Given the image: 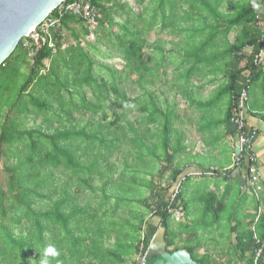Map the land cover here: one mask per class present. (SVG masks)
Returning <instances> with one entry per match:
<instances>
[{
    "label": "trees",
    "instance_id": "obj_1",
    "mask_svg": "<svg viewBox=\"0 0 264 264\" xmlns=\"http://www.w3.org/2000/svg\"><path fill=\"white\" fill-rule=\"evenodd\" d=\"M68 1L70 0H66ZM223 1L135 0L136 5L140 6L137 10L128 1L91 0L100 13L96 28L91 30L82 18L66 14L57 28L52 29L56 50L45 43L31 55L32 49L24 46V38L20 40L0 65V264H40L41 253L48 246H54L59 252L57 257L51 258V264H106V259L111 263L116 260L123 262L124 251H103V240L110 236L109 231L106 233L103 228L127 229L123 235L117 230L114 246L129 238V228L135 229L137 241L131 248L137 251L140 259L145 256L160 226L165 230L166 250L185 248L196 258L194 247L189 245L182 244L170 249L173 241L169 236L174 234L175 238L177 234V231L171 228V217L182 206L184 214L188 212V203L183 199L180 189L173 196L167 194L172 183L182 172L181 168L172 171V181L167 186H160L158 191L152 189L151 194L143 199V204L150 209L152 215L160 219L159 225L138 215L136 218L140 222L139 225L129 217L113 218L116 207L123 205L122 203L131 204L129 198L118 199L122 194L116 196V205L111 209L102 210L104 203L110 199L106 194L105 200L96 207H93L89 199L83 204L80 203L83 186L94 189L89 177L92 178L93 172L100 170L97 160L84 158L92 153L79 154L73 141H85L91 149L92 142L105 144L106 137H100L97 133L105 127L102 120L109 119V115L103 110L97 126H91V133L86 132L85 126L75 128L73 120L76 118L72 108L67 109L64 106L62 91L66 89L72 94L70 88H74L80 96L79 105L93 114H98L102 105L109 99L108 88L115 92L116 97L113 100L117 107L122 106L124 102L134 101L135 98L131 100L125 91H120V84L134 73L138 74L137 83L151 82L149 75L152 72L150 63L153 56L147 54L144 48L148 43L149 34L160 24L161 30L169 27L170 33H185L179 67L186 66L192 55L195 57L193 65L197 70H207L213 74L218 70L224 73L225 79L219 84L210 104H215L224 95H229L230 105L224 121L233 127L232 133H235L236 127L231 122L234 101L242 87L246 85L249 88L251 82L262 73L254 65V59L264 45V39H261L263 32L257 25L258 8L253 6L259 3L258 0H233V12L230 8L228 11L219 9ZM260 17L264 18V15ZM116 18L120 20L117 21ZM210 18L211 23L208 22ZM188 21H191V24H188ZM234 29H238L239 33L235 41L230 42L228 37ZM64 31H69L76 41L75 45L64 47ZM205 33L206 39L196 47L194 54L190 53L189 50L194 48L193 40L196 34ZM90 34H94L95 41L104 42L116 50L114 55L123 61L122 70H115L118 75L111 70L110 79L101 75L99 82L98 76L94 74L95 61L90 54V49L94 46L91 43H88V49L81 46V39ZM218 38L222 39L224 44L220 51L216 49ZM155 47L159 49L157 54L154 52L158 57L157 66L163 65L165 55L162 46ZM208 51H212V54L208 55ZM47 59L50 60L48 67L44 62ZM59 61L63 63V67H69V73L62 75V70L58 69ZM194 70L196 69L192 68L188 71L191 74ZM248 78L251 79L249 83ZM215 80L217 78L214 76L211 81ZM84 86L91 88L95 102L86 100L82 93ZM151 101L153 110L149 111L148 119L155 114L166 119L162 127L165 134L164 146L167 149L164 161L174 165V154L168 152L171 145L169 114L160 110L154 100ZM112 114L114 119L109 122V127L115 125L117 129L125 132L127 126L120 122L119 113L113 111ZM32 115L35 118L40 115L43 117L41 125L37 128L26 125V120ZM65 120L69 122L68 125H65ZM122 121L128 122L126 117ZM95 127L97 128L93 129ZM129 127L130 131H134L132 122ZM115 139L118 140V135ZM136 141L137 139V145ZM212 171L217 175L223 173L216 169ZM225 172L242 186L240 179L234 175V169ZM58 173L65 176L61 182ZM133 188L130 186L128 192ZM123 189L119 187L120 191ZM203 201H206V216L213 214L212 222L206 224V228H211L215 223H219L222 212L216 206L215 193L204 195ZM256 202L259 206L262 203L261 198H257ZM223 205L221 202L220 207ZM257 210L259 209L255 210V214H258ZM107 212L108 219L105 222L102 214L106 215ZM256 217L253 215V222L258 220V235L253 236L250 226L244 230L238 242L248 245L251 251L249 264L253 263L256 248L260 243H264V213L258 219ZM143 225L146 228H143ZM179 230H184L183 225ZM139 236L141 238H138ZM87 240L90 243H87ZM257 240L260 243H257ZM130 246L128 244V247ZM263 256L264 252L258 264H263ZM198 261L201 264H210L206 255ZM135 264H139V260Z\"/></svg>",
    "mask_w": 264,
    "mask_h": 264
},
{
    "label": "rangeland",
    "instance_id": "obj_2",
    "mask_svg": "<svg viewBox=\"0 0 264 264\" xmlns=\"http://www.w3.org/2000/svg\"><path fill=\"white\" fill-rule=\"evenodd\" d=\"M122 1H128L133 7H136L137 10L140 8V6L136 5L135 0ZM232 1L224 0L219 9L228 11V8H230V11L233 12L235 8L232 5ZM116 20L119 21L120 19L116 18ZM202 21L204 20H200V22ZM211 21V18L208 19L209 23H211ZM188 22V24H191V21ZM76 27L78 31H80L79 26L77 25ZM63 33L64 47L76 44L75 39L69 31H64ZM238 33L239 30L234 29L228 37L229 41L234 42ZM187 34L190 35V32ZM184 35V32L170 33L169 27L161 30L160 24L151 31L148 37V43L144 48L147 54L153 56V60L150 63L152 72L149 75L151 82L137 83L136 79L138 74L134 73L129 79H124L119 87L120 91H125L131 100L135 98L134 101L124 102L122 106L117 107L113 100L116 97L115 92L111 90V88H108L109 99L102 105L98 114H93L91 111H86L79 105L80 96L74 88H70L72 94L66 89L62 91L64 106L67 109L72 108L73 115L76 118L73 120L75 128L80 129L85 126L87 129L86 132L91 133V131H93L91 126H97V122L101 119L102 111H107L109 115V119L102 120L105 127H102L97 133L100 137H106L105 144L100 145L99 141L92 142L93 149H91V147L88 146L89 144L85 141H73V145L78 147L77 152L79 154L83 152L87 154L92 153L88 156L85 155L84 158L97 160L99 163L98 170H100L99 172H93L92 178L89 177L94 189L86 185L83 186L80 193L81 204L89 199L93 207H96L98 203L105 200L104 195L106 194L107 197L110 196V199L104 203L105 205L102 210L111 209L116 205V196L122 194L118 199L129 198L131 204L122 203L123 205L116 207V213L113 218L125 219L129 217L131 221L139 225L140 222L136 218L138 215L145 220H150L151 223L159 225L160 219L152 215L150 209L143 204V199L151 194L152 189L158 191L160 186H167L172 181V171L181 168L182 172L178 175L177 180L172 183V187L167 194L173 196L177 192L176 190L180 189L183 199L188 203V212L184 214L182 206L179 212L176 211L173 213L170 220L171 228H182L183 225L185 232H189L191 228H206V224H208L209 221L212 222L213 214L209 213V215L206 216V201H203V196L208 195L206 188L212 184V181L217 180V177H214L216 175H192V173L203 172L207 170L208 167H213L222 171L223 168H227L231 165L233 158L227 142L221 144L219 149L216 150L215 147L212 146L213 137L206 133V137H204L205 140L203 137L200 140L193 131H195L194 127L197 125L200 127L207 125L206 123L208 122L209 116L207 118H202L201 115L204 113L207 115L206 112L209 107L206 108L202 103H204L203 101L210 97L212 93L213 97L216 95L215 92L219 89V84L225 79V75L221 71L218 72V70L214 71L215 75L209 73L207 70L205 72H203L202 69L197 70L193 65L195 57L188 53L187 55H190V60L187 61V65L179 67L178 61L181 59L183 52L181 47L185 41ZM206 37V33L201 35L196 34L193 40L194 48H191L189 52L194 54L196 47H198ZM88 43L94 46L93 49H90V54L95 61L94 74L98 76L99 82H101V75H105L110 79L111 70L114 71V74L118 75L115 70H122L123 61L121 58L114 55L116 50L110 48L111 46L106 45L104 42L95 41L94 34H90L85 39H81V46L85 49L89 48ZM217 44L218 46L216 49L219 51L224 48L222 39L218 38ZM157 45L162 46L165 55L163 65L160 66H157L156 62L158 57H156L155 53L157 54L159 51V49L155 47ZM207 54L211 55L212 51H208ZM44 62L47 67L50 65L49 59ZM58 64L60 66L58 69L62 70V75H64V73H69V67H63V63L60 61ZM192 68L196 70L190 74L189 71ZM27 70L26 68L25 71ZM214 76L217 80L213 82L211 79L214 78ZM258 82L264 84V78H260ZM84 88V92L82 93L86 100L95 102L96 98L93 96L91 88L88 86H84ZM151 100L157 103L160 110L169 114L171 145L168 148V152L174 154V165H169L168 162L164 161L167 149L164 146L165 134L162 132V127L166 119L159 114L152 115L150 120L148 119L149 111L153 110ZM227 100V95L220 98V103L218 102L219 106L217 107L219 109H217V116L223 112L222 109L220 111V108H225ZM113 111L119 113L120 122H123V124L127 126L125 132L117 129L115 125L109 127V122L114 119V115L112 114ZM125 117L128 122L122 121ZM42 119V115L36 118L32 115L26 120V125L27 127L37 128L41 125ZM131 122L134 126V131H130L129 123ZM68 124L69 122L67 123L65 120V125ZM42 125L45 126L46 124ZM191 126L193 127L190 129ZM96 128L97 127L93 129ZM49 131L51 132V130ZM116 135H118V140L115 139ZM136 139L137 145L135 144ZM199 141H204L203 144L205 145L208 143V147H205L203 144L200 145ZM186 144L191 146L192 151L197 152H190L183 157L182 151ZM198 146H200L199 149ZM190 162H192V164H190ZM134 170L135 172L133 173ZM58 177L60 178V182L65 178V176L59 173ZM132 178L134 179L132 180ZM122 183H125V185H122ZM232 183L234 191H231L230 200L225 203L228 205L229 202H231L232 204H229L224 211H222L221 226L216 224V228H222V241H227V237L233 235L231 234V229L234 228L233 226L236 224L234 222H237L239 218L236 212L240 215L245 209V204L253 201L256 196V192L250 188L247 192H241L240 183L236 179H233ZM130 186L134 188L129 193ZM119 187H123L124 189L120 191ZM126 193H128V195ZM241 203L244 204L241 205ZM232 205L234 207H232ZM102 215L106 222L108 219V212L106 215ZM188 215H190V217ZM111 225H113V222ZM214 227L215 225L209 228L208 231H211ZM143 228H146V226L143 225ZM159 228L163 227L160 226ZM241 228L242 227L239 226L237 229L239 230ZM103 229L106 233L108 230L110 234V236H106L103 240V251L110 249V251L117 250L119 253H123L124 251L125 254L122 256L123 262L116 260L111 263L106 259V264H135L136 261L139 260V254L135 249L132 250L131 248L137 241L135 238H137L138 235L135 229L129 228V238L124 240V245L121 243L117 246H114L116 245L117 230L121 231L120 233L123 235V232L127 229ZM175 235V238L174 234L169 236L172 239L171 241H173L171 249L174 248V246H181L183 243L186 245L184 236L179 234ZM177 237H179L178 240ZM130 238L134 240H130ZM138 238H141V236ZM160 242L161 236L159 233L158 237L151 243L150 247L152 251L159 247ZM87 243H90V241L87 240ZM128 244L131 246L128 247Z\"/></svg>",
    "mask_w": 264,
    "mask_h": 264
},
{
    "label": "crops",
    "instance_id": "obj_3",
    "mask_svg": "<svg viewBox=\"0 0 264 264\" xmlns=\"http://www.w3.org/2000/svg\"><path fill=\"white\" fill-rule=\"evenodd\" d=\"M258 2H259L257 3L258 16H261V15H264V1L258 0ZM262 77L264 78L263 72L259 74V76L254 81L251 82L248 88L249 102H250V107H251V112L248 116V121L252 126L258 129V133H259L256 139V142L254 144V150L257 156V163H258L259 171L261 173V184L263 186L261 190L262 193L259 192L258 194H256L255 197L256 199L261 198L262 203L258 206L256 204L257 203L256 199L254 198L253 201L245 204V209L240 215L236 212V215L239 216V218L237 222L236 221L234 222L236 224L233 226L234 228L231 229L232 230L231 234L233 235L228 236L227 241L226 240L222 241V237H221L223 234L221 232L222 228H216V224L217 225L219 224L221 226V223H222L221 214H220L219 223H215L214 224L215 227L212 228L211 231H208L209 228H198V229L191 228L189 232H185V228L184 230H181V231L179 230V228H176L175 230L177 231V234L185 237L186 245L194 247L193 253L196 258H193L191 253L185 248H180V249L187 251L191 255V257L199 264L201 263L198 260H201L204 255L208 256V260L210 264H249L250 263L251 251L249 250L248 245H245V244L241 245V244H238V242H239L241 235L244 233V230L249 229L248 227L250 226L253 230V236H256L257 234L256 222H258V220H255V222H253V215L257 216V213L255 214V210L259 208L263 210V213H264V84H260L258 82L259 79ZM211 95L210 97L206 98V100L203 101L204 103H202L203 105H205L206 108L209 107L206 112L207 115H205V113L201 115L202 118H207L209 116L208 122L206 123L207 125L203 127H200L198 125L195 126L194 127L195 131H193V133L197 135V137H199L200 140L202 137L203 138L206 137V133L210 135L211 137H213L212 146L215 147L216 150L219 149L221 144L225 142L229 144L228 147H230V152H231L233 161L229 167L222 169V172H225L226 170L232 169L234 166V155L236 153V146H237V133L236 131L235 133H232L233 127L224 121V118L227 114V109L230 105L229 95H227L228 100H227V105L225 106V108L224 109L220 108V111L222 109L223 112L219 116H217L216 113L218 112L217 107L219 106L220 99L217 101V103L211 105L210 103L213 98V95L212 97ZM192 127L193 126H191L190 129ZM203 142L204 141L200 142L199 144L202 145ZM203 145L205 147H208V143H206V145L205 144ZM199 147L200 146H198V149ZM190 152L194 153L197 151H192L191 146L186 144L185 148H183L182 156L184 157L186 154ZM190 164H192V162H190ZM185 166H188V165H185ZM212 169H216V168L208 167V169L205 171H209ZM218 171H221V170H218ZM214 177H217L216 178L217 180L212 181V184H210L206 188V191L207 193L209 192L215 193V195L217 196L216 206L222 212L229 204H232L231 202H229L228 205L225 203L228 202V200H230L229 198L231 196L230 195L231 191L232 190L234 191V188L232 185L233 179L229 175H226L223 173H221V175L216 174V176ZM241 189L242 191L241 190L240 191L244 193L248 191L249 187L247 185L244 187L241 186ZM221 202H223L224 204L222 207H220ZM244 203H241V205H243ZM232 207L234 206L232 205ZM188 216L190 217V215ZM256 219L258 218L256 217ZM239 226H241L242 228L238 230L237 228ZM164 232L165 230L163 228H158L155 234L156 236L155 239L158 237L159 233L161 236V242L158 247V250H161L162 248L165 249L166 241L164 239ZM178 239L179 237H177V240ZM174 250H177V249H174ZM169 251H173V249ZM263 264H264V256H263Z\"/></svg>",
    "mask_w": 264,
    "mask_h": 264
},
{
    "label": "built area",
    "instance_id": "obj_4",
    "mask_svg": "<svg viewBox=\"0 0 264 264\" xmlns=\"http://www.w3.org/2000/svg\"><path fill=\"white\" fill-rule=\"evenodd\" d=\"M55 11L53 14L52 12ZM50 12L48 17L39 25H37L31 32L24 36V46L31 48V55L37 50L41 49L42 46L47 43L49 47L56 50V42L53 39L52 29L57 28L61 19L66 14H73L82 18L89 29H94L99 24L100 13L98 9L92 4L91 0H66L61 3L57 8ZM257 24L262 28V40L264 39V19L257 15ZM254 65L264 73V46L261 47L260 51L256 54L254 59ZM250 74H248L249 76ZM250 78L247 79V83L250 82ZM251 112L249 102V91L246 85L242 87L240 93L234 101L233 112L231 115V122L236 127L237 133V145L238 150L234 155V171L238 170L246 180V185L258 194L261 192L263 186L261 184V173L259 171L257 156L254 150V144L258 137V129L252 126L248 121V116ZM217 173L212 170L195 172L192 175H216ZM227 174V172H223ZM178 192V189L176 190ZM176 192V193H177ZM179 212V210H177ZM263 213V210L259 208L257 218ZM155 237V236H154ZM257 243H260L257 240ZM264 252V243H260L255 250L253 263L258 264L262 254ZM145 256L139 259V264H145Z\"/></svg>",
    "mask_w": 264,
    "mask_h": 264
},
{
    "label": "water",
    "instance_id": "obj_5",
    "mask_svg": "<svg viewBox=\"0 0 264 264\" xmlns=\"http://www.w3.org/2000/svg\"><path fill=\"white\" fill-rule=\"evenodd\" d=\"M64 1L0 0V65L13 52L20 40ZM234 175L240 179L243 187L246 186L245 177L240 171H234ZM154 240L155 237L152 242ZM150 246L144 257L145 264H199L183 249L168 251L165 246V249L158 250L157 247L152 251Z\"/></svg>",
    "mask_w": 264,
    "mask_h": 264
},
{
    "label": "clouds",
    "instance_id": "obj_6",
    "mask_svg": "<svg viewBox=\"0 0 264 264\" xmlns=\"http://www.w3.org/2000/svg\"><path fill=\"white\" fill-rule=\"evenodd\" d=\"M254 7H258L257 5H253ZM59 252L54 246H48L41 253L40 264H51V258L57 257Z\"/></svg>",
    "mask_w": 264,
    "mask_h": 264
}]
</instances>
